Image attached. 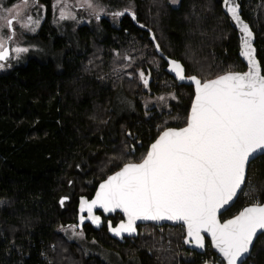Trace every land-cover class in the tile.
Returning <instances> with one entry per match:
<instances>
[{
  "label": "trees",
  "instance_id": "1",
  "mask_svg": "<svg viewBox=\"0 0 264 264\" xmlns=\"http://www.w3.org/2000/svg\"><path fill=\"white\" fill-rule=\"evenodd\" d=\"M41 1L45 17L36 37L61 51L60 65L30 57L0 73V264H108L67 237L62 228L70 225L140 264H223L208 241L204 253L187 248L179 225L140 224L118 241L108 226L121 219L119 213L95 211L99 226L87 213L79 222L82 197L89 200L123 163L139 162L161 130L184 125L193 87L176 81L168 59L202 81L245 70L222 0H126L133 3L135 20L126 13L113 23L111 9L99 14L97 27L78 25L72 38L54 28L51 0ZM237 2L264 74V0ZM118 90L132 100V112L116 113ZM160 95L168 96L165 102L144 109L147 97ZM248 178L255 188L251 198L241 194L221 220L256 198L264 203V155L252 162ZM245 264H264V235Z\"/></svg>",
  "mask_w": 264,
  "mask_h": 264
},
{
  "label": "snow or ice",
  "instance_id": "2",
  "mask_svg": "<svg viewBox=\"0 0 264 264\" xmlns=\"http://www.w3.org/2000/svg\"><path fill=\"white\" fill-rule=\"evenodd\" d=\"M31 2L34 6L38 4V0ZM86 2L89 8L93 7L91 0ZM28 3L29 0H24L25 6ZM223 5L241 33L240 54L247 61L248 70L202 81L195 75L186 76L179 61L169 60V70L175 77L195 86L184 126L163 130L139 162L123 163L119 171L99 184L90 201L82 197L81 225L86 219L84 213L94 225H100L101 217L94 214L96 209L104 213L119 210L127 218L117 227L109 222V230L116 236L135 233L137 221L181 222L187 231L185 243L203 249V233H207L226 264H245L254 241L258 235H264V203L259 198L232 218L223 222L220 219L221 210H228L241 194L251 198L255 188L248 171L252 162L264 155V74L252 45L253 32L239 15L235 0H223ZM126 13L136 19L129 8L113 15L120 17ZM14 16L19 20L25 14L18 10ZM59 18L70 17L61 9ZM0 20L3 21L0 28L12 29L13 19L0 17ZM39 22V18L28 15L21 26L29 28ZM9 38L0 35V61L9 56L6 47ZM152 39L155 41V36ZM155 47L160 51L159 44ZM13 51L19 54L28 49L16 47ZM3 67L0 63V68ZM139 76L147 86L144 72ZM60 203L63 205L64 199Z\"/></svg>",
  "mask_w": 264,
  "mask_h": 264
},
{
  "label": "rangeland",
  "instance_id": "3",
  "mask_svg": "<svg viewBox=\"0 0 264 264\" xmlns=\"http://www.w3.org/2000/svg\"><path fill=\"white\" fill-rule=\"evenodd\" d=\"M170 1L172 3V0ZM91 3L93 7L89 8L86 0H51V21L56 31L60 34H68L72 38V33L74 34L76 27L82 23L97 27V13L101 14L111 9L115 12L126 8L132 9L133 7V3L126 0H91ZM177 3L178 0L172 4L176 5ZM61 9H65L66 15H69L70 18L61 20L59 18ZM8 10L12 11L9 12ZM18 10L25 14L23 19L17 20L15 18L14 13ZM28 15L32 16L33 19L39 18V24L30 25L29 28L22 27L21 25L26 22ZM73 16L75 19L71 18ZM0 17L13 19L12 29L0 28V35L10 37L6 41L9 47V63L0 61L4 65L3 68H0V73L24 64L30 57L51 59L56 64L58 62L57 65H60L61 51L53 49L50 41H42L39 37H36L39 26L45 17V7L41 0H38V4L35 6L31 0H29L27 6L24 5V0H0ZM112 20L115 23L117 17L112 15ZM0 24H3L2 20H0ZM31 27H34L35 30H30ZM16 47L27 48L28 51L17 54L13 51ZM167 97V95L149 96L142 106L144 109L158 106L157 102H165ZM134 107L132 100L122 90L116 92L114 108L118 115L132 112L135 109ZM62 231L69 239L81 244L86 254L97 255L108 264H140L136 257L122 258L118 253L100 246L94 240L86 239L77 226H66L62 228Z\"/></svg>",
  "mask_w": 264,
  "mask_h": 264
},
{
  "label": "water",
  "instance_id": "4",
  "mask_svg": "<svg viewBox=\"0 0 264 264\" xmlns=\"http://www.w3.org/2000/svg\"><path fill=\"white\" fill-rule=\"evenodd\" d=\"M235 3L236 4H238V2H237V0H235ZM221 7H222V10H223V12L227 15V17H228V19H229V23H230V25L236 30V32H237V36H238V39H239V42H238V45H239V49H238V55H239V57H240V59L242 60V62L245 64V66H246V68H245V70H243V71H237V72H232V73H244V72H246L247 70H248V68H247V61L241 56V50H242V45H241V40H240V36H241V33L239 32V29H238V26L230 19V15L226 12V9H225V7H224V5H223V0L221 1ZM239 15L241 16V18H242V15H241V9H240V7H239ZM242 20L245 22V23H247L248 24V22L247 21H245L243 18H242ZM249 25V24H248ZM249 28H250V26H249ZM250 30H251V28H250ZM252 31V30H251ZM253 32V31H252ZM253 37H254V35H253ZM157 43L155 42V45H156ZM252 45H253V47H254V38H253V40H252ZM6 47L8 48V50H9V47H8V44H6ZM156 48V47H155ZM157 50V49H156ZM158 53H159V55H161V56H163L162 54H161V52L160 51H158ZM255 56H256V53H255ZM164 57V56H163ZM165 58V57H164ZM166 59V58H165ZM256 59L259 61V59L257 58V56H256ZM167 61H169V59L167 60ZM226 73H228V72H226ZM226 73H223V74H226ZM223 74H221V75H223ZM263 74V73H262ZM217 77V76H216ZM216 77H213V78H209V79H215ZM174 78L176 79V81L180 84V83H184V84H186V85H191L192 87H193V96H192V100H193V98H194V89H195V86H194V84H192L190 81H188V80H185V81H180V80H178L176 77H175V74H174ZM209 79H206V80H209ZM192 100H191V103H192ZM191 103H190V106H189V109H188V113H189V111H190V107H191ZM184 126V125H183ZM183 126H181V127H183ZM167 128H169V127H167ZM167 128H165V129H163V130H166ZM171 128H179V127H171ZM163 130H161L159 133H158V135L155 137V139L156 138H158V136H159V134L163 131ZM155 139L153 140V142L155 141ZM153 142H151V143H153ZM151 145V144H150ZM149 145V146H150ZM120 170V168L119 169H117L116 171H119ZM116 171H114L113 173H111L110 175H112V174H114ZM109 176V175H108ZM107 176V177H108ZM107 177L105 178V179H107ZM105 179H103V180H101L98 184H97V186H96V188H95V191H94V193L92 194V196H91V198L89 199V201L91 200V199H93L94 198V196H95V193H96V191H97V189H98V187H99V184L101 183V182H103ZM62 199H66V197H61L60 198V201L62 200ZM250 204H244L243 206H241V208L234 214V215H232V216H230V217H227V218H225V219H223V220H221V222H223L224 220H226V219H230V218H232L233 216H235L236 214H238V212L240 211V210H242L245 206H249ZM231 207V206H230ZM229 207V208H230ZM95 211H99L103 216H109V215H114L115 213H119L120 215H121V219H119L116 223H115V225H113L112 227H117L121 222H126V217L124 216V214L122 213V212H120L119 210H117L116 212H113V213H104L103 212V210L102 209H96V210H94V212ZM225 210H221V213H223ZM221 219V218H220ZM148 223H152V224H155V225H157V226H161V225H169V226H177V225H179V226H181L182 228H183V230H184V238H183V242H184V244L186 245V247L187 248H189V249H191V250H193V251H195V252H197V253H199V254H201V253H204L205 252V250H206V248H207V244H206V241H208L209 242V246L211 247V249L213 250V251H215L216 252V254L218 255V257L223 261V258H222V256L219 254V252L212 246V242H211V237L207 234V233H203V235H204V237H205V241H204V243H205V247L203 248V249H201V248H197V247H195V245H194V243H185V239L187 238V231H186V226H184V225H182V223L181 222H173V221H137V223H136V226H138V225H140V224H148ZM108 233L111 235V237H113L114 239H116V240H118V241H121V240H123L124 238H128V237H131L132 235H134V233L133 234H128V233H122V235L121 236H116V235H114L110 230H109V226H108ZM251 252V251H250ZM250 254V253H249ZM248 254V255H249ZM247 255V256H248ZM246 256V257H247ZM246 257H245V259H246ZM206 262H207V264H212L211 262H209V261H204V262H202L201 264H206ZM223 264H226V261H223Z\"/></svg>",
  "mask_w": 264,
  "mask_h": 264
},
{
  "label": "flooded vegetation",
  "instance_id": "5",
  "mask_svg": "<svg viewBox=\"0 0 264 264\" xmlns=\"http://www.w3.org/2000/svg\"><path fill=\"white\" fill-rule=\"evenodd\" d=\"M6 44H7V42H6ZM4 62L9 63V62H8V58H7L6 60H4Z\"/></svg>",
  "mask_w": 264,
  "mask_h": 264
},
{
  "label": "built area",
  "instance_id": "6",
  "mask_svg": "<svg viewBox=\"0 0 264 264\" xmlns=\"http://www.w3.org/2000/svg\"><path fill=\"white\" fill-rule=\"evenodd\" d=\"M252 183V182H251Z\"/></svg>",
  "mask_w": 264,
  "mask_h": 264
}]
</instances>
